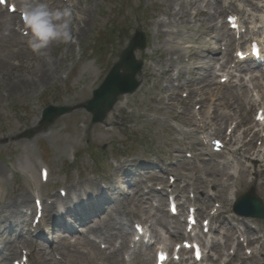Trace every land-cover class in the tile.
Instances as JSON below:
<instances>
[{
    "label": "bare ground",
    "instance_id": "obj_1",
    "mask_svg": "<svg viewBox=\"0 0 264 264\" xmlns=\"http://www.w3.org/2000/svg\"><path fill=\"white\" fill-rule=\"evenodd\" d=\"M86 1L88 6L86 8L81 7L82 2ZM139 4L143 0H133L129 3L128 6H131L133 2ZM249 6L254 10V12H264V5L261 3H257L254 0H247ZM21 5V1L18 2ZM79 7L77 8L80 14V23L84 26L88 22V17L90 15L89 8V0H77ZM215 2L213 0H167V3L164 5H158V3H153L151 7L156 10L155 13L151 14V19L154 20L158 15H164L167 19L158 21L156 24L149 20V25L144 23L145 27L151 28L153 27L156 37L159 41L162 38V28L167 27L171 24H187L192 19H200L204 18L207 23L202 25V30H199L198 33H203L206 37H211L214 40L220 41L223 43V40L217 39L214 35L216 30L217 15L221 16L226 12L236 11L243 12L242 9H234L231 7H224L222 5H216L214 7ZM262 5V6H261ZM176 8H180V12L177 13ZM211 9L215 11V13L211 12ZM217 14V15H216ZM5 15V16H4ZM3 16L6 18H11V16L6 15L0 6V33L2 37H7L10 33L6 30V24L3 23ZM252 23L255 27L252 29V36L255 39L261 33L260 40H258L263 49H264V17L262 16H252ZM75 25H78L77 21H73ZM132 22V21H131ZM133 22L140 23L139 20H135ZM132 24V23H131ZM129 24L127 27H130ZM243 25L245 23H242ZM258 24H263L262 27H257ZM84 28L78 29V35L81 36L83 34ZM167 35V45H171V42L175 37H179L178 34L166 31ZM232 34H229V39L231 40ZM252 40V41H253ZM251 41V42H252ZM201 40L197 42L192 41V43L199 44ZM246 44L244 39L238 47H242ZM225 48L222 53V57H204L195 49L189 53V59L191 63L194 65L192 72H190L191 78L185 77L182 71H177L174 67V57H176L177 61L183 62L184 57L181 55L179 49H172L171 51L163 50L161 48H157L153 50L151 60L154 63V68H148V75L150 77H156V85L154 90V95L152 97L154 101V105L160 111L166 112L170 115H173L175 119H180L182 121L181 124H193L192 120V111L196 109L197 106L199 108V114H195V125L198 128L203 130L212 129L215 125L220 126V130L223 126L233 125L235 124V130L233 131L232 138H230V145L234 146V149L229 151V154L232 155L233 159L226 158L224 161V171L222 174H219L221 170H217L215 176H224V181L228 184H231L229 188L231 196L238 197L240 195L243 188L246 187L247 182L245 176H240L239 178H235L232 174L226 172L229 168H231V164H235L238 167L242 168V162L248 164L253 174L254 178L258 179V176L264 177V138L260 136V132L255 129L254 124L250 123L249 127H247L244 131H242L241 135L238 134V130L246 121L244 118V113L246 112V108L249 107V110H254L259 108L264 111V80L263 78L256 74L250 77V83L254 86V89L251 90L242 76L238 77L236 75L237 72L242 73L243 67L241 66L242 62L236 56L235 59L231 58L230 49L232 47V43L229 42L224 44ZM52 46V45H51ZM2 49V48H0ZM53 50V49H51ZM240 50V48H238ZM237 50V52H238ZM217 50L211 49L209 50V54H216ZM219 51V50H218ZM221 52V51H219ZM23 54V55H22ZM21 56H26L27 60H30V55L26 54L24 51L21 53ZM13 56H11L8 52L4 50H0V63L6 65H10ZM217 65V66H216ZM233 65V66H231ZM216 66V67H215ZM188 71L191 69V65L188 64L186 68ZM222 71V76H220V80L222 78H228V81L224 85L218 84L215 81L216 72ZM188 73V72H187ZM0 75H5L4 72L0 71ZM54 72L51 74L47 71L42 73L38 77L37 82H45L48 84L53 83L54 79L57 78ZM36 78H33V80ZM180 80V81H179ZM17 84H29L26 80H23V77L20 76V80H16ZM180 82L177 90L175 89V84ZM31 86V84H30ZM229 87V88H228ZM188 90L187 100H182L181 98V90ZM151 94V91H148ZM256 93V94H255ZM85 95L86 93L83 92ZM83 94H79L78 98L83 99L85 96ZM258 96L257 98H255ZM124 98V97H123ZM258 99V100H256ZM126 103H123L122 100L119 101L113 111L107 117V124H109L108 128H104L101 126L92 127L90 132L91 144L95 147H100L104 143H106V136L111 134L110 126L115 124V121L119 119L125 120H134L135 117L132 115H125L123 111L125 110ZM179 109L181 111H179ZM126 112V110H125ZM256 114V117L258 115ZM199 115V116H198ZM123 116V117H122ZM199 117V118H198ZM188 118V119H187ZM81 120L85 122V129H87V118L81 115ZM247 122V121H246ZM249 123V122H247ZM258 124V123H257ZM195 132H199L197 129L187 133L188 135H194ZM262 140L263 146L258 148L256 147V140ZM21 160L18 163L20 170L24 173V175L30 179V183L34 188L42 185V172L44 167H37L38 162L29 161L26 157L22 156ZM223 159V157H221ZM132 165V164H131ZM130 164H119L116 166L115 171L120 174L122 177V182L125 184V173H130L128 169L131 167ZM259 167V169H256ZM243 169V168H242ZM244 170V169H243ZM246 173V170L243 171V174ZM117 176V175H116ZM230 179H229V178ZM55 179L50 180L47 183V187L53 184ZM231 182V183H229ZM130 183V181H129ZM255 186H258V181H253ZM105 186L103 188V186ZM254 186V187H255ZM261 188H264V181L260 184ZM108 190H114L123 196L126 204L130 206L129 213H125L122 218L107 216V218H97L92 224L86 225V236H79L76 233H71L67 238L66 237H58L56 241V246L52 247L50 245L49 239L36 237L35 241L31 240L29 242L23 241L20 236H16L14 240L9 242L5 246V250L7 255H15L22 248L29 249L28 256L33 260V264H152L153 259L151 256V251L148 245L144 244L145 237L140 239V241L129 242V237L131 236L130 232L125 231L126 227H122V223L124 221L129 222L130 224H134L135 221L143 224L146 229V237L150 235V239H154L158 241L157 249H160L161 246L167 247L165 238H161L159 232L155 231L152 225V220H150V216L145 213L144 208H141L139 201L135 202L134 197L129 198L128 196L124 197L122 189L118 186V183L113 176L112 178L106 179H93L87 178L80 185H71L70 191L66 193V195H62L63 197L69 196L67 199H62L64 201L63 204L56 206L55 201L50 203V205H46V200L43 201L44 214L42 217V226L33 227L32 231H40L43 232L44 223L48 219L52 220L53 224L47 226L51 227V230H54L58 221L61 217V220L65 218V215L74 219L77 222H85L86 217L84 213L91 212L97 203V199L101 198L103 194ZM152 190V189H150ZM222 194L218 196H211L213 199H220L224 194V190H222ZM264 192V190H263ZM136 198L139 197L138 191H136ZM79 196V197H78ZM60 197V196H58ZM73 197H77V201L73 200ZM57 196L53 199H56ZM40 200V198H35L36 200ZM223 205L217 213L213 216H210L211 222L219 221L221 219L224 220V217L230 212L228 209L229 202L226 198L222 201ZM60 206L63 207V210L60 209ZM25 208L28 210H32L31 206V198L28 199L26 196L20 197L18 200H12L8 203L1 204L0 206V224L2 227L14 224V222L23 223L27 225L30 216L27 215L26 211L23 212ZM141 208V209H140ZM96 212V210H93ZM63 215V216H62ZM218 216V217H217ZM217 217V218H215ZM227 218H225L226 220ZM122 220H124L122 222ZM228 220V219H227ZM237 223L241 224L239 219H234ZM155 221L157 224L161 222L160 218H156ZM51 222V221H50ZM227 222V221H226ZM243 223V222H242ZM222 224V223H221ZM228 224H230L228 222ZM60 224H58V227ZM124 228V229H123ZM236 228V227H235ZM237 230V231H236ZM231 231V235L224 234V247L225 250L229 247L230 238H233L238 232H240L239 239L244 236L246 238V242L248 245H254L255 243L259 244V250L249 251L250 256H245L242 253V244H237V251L233 255H229L224 252L225 257L228 260L223 261L221 264H236L237 261L241 262V264H264V226L261 227L260 230H252L249 226L245 227L243 230ZM130 231V229H128ZM21 233V232H20ZM256 235L254 239H251V234ZM136 236V232L134 233ZM10 235V234H5ZM88 236H93L96 240H100L107 246H109V252L106 249L102 250L99 246V243L93 241V239ZM182 236L178 232H173V237ZM190 237V235H189ZM195 240L202 241L201 236H194ZM36 243L35 246L30 247V243ZM161 242V244H159ZM220 243V241H217ZM133 244V252L131 256L127 257V254L130 253L129 248ZM215 241L210 245L211 248H215ZM47 247V249H46ZM249 247V246H246ZM47 250H51L50 254L53 257L48 258ZM221 253V251H218ZM57 260L55 259L56 256ZM193 260V257H192ZM205 263V261L203 262ZM187 264V261H186ZM220 264V262H218Z\"/></svg>",
    "mask_w": 264,
    "mask_h": 264
},
{
    "label": "rangeland",
    "instance_id": "obj_2",
    "mask_svg": "<svg viewBox=\"0 0 264 264\" xmlns=\"http://www.w3.org/2000/svg\"><path fill=\"white\" fill-rule=\"evenodd\" d=\"M132 1L133 0H90V5L92 7V22H88V27L81 37L77 34V26L73 25V35L75 39L72 43L75 44L76 39L81 42V53L78 46L74 48L71 43L63 45L60 42H56L53 43L52 46L50 45L47 50V55H37L30 47H22L28 43L30 35L24 38L19 37L16 33L12 31L11 33L6 26V30L10 35L4 38L0 36V48H2L0 50L8 52L13 56V59L10 65L5 66V64L0 63V71L5 73L4 79L0 81V167H5L8 171L15 173V178L13 182L4 181L0 183V201L5 202L6 200H12L22 195L21 192L24 190H27L28 193L34 197L35 194L32 191L34 187L31 185L30 180L25 176L19 175V170L16 166L23 152H30V150L35 158H42L46 164L48 163L50 165L52 170L51 178H56V181L60 179L59 175L64 174L69 168L71 170L75 167V165H72V159H74L72 153L73 150H80V160L75 164H78L80 169L86 165L87 167L83 172L88 173L90 177L96 178L98 175H101L103 178L115 174V169L108 165L106 161V156L109 155L110 152L115 151L118 153V159L120 161H123L120 155L123 154L125 156L126 154V161L129 162L134 160L135 163H141L144 167H147L146 170H151V172L139 178L142 182H150L155 177H158L159 179H163L164 183L166 181L164 186H168L172 183L170 181V176L174 174L176 175V179L183 177L185 181L188 180L192 184H195L196 177H191L190 172L198 169V164L200 165L201 162L205 160L208 161L211 156L205 155L204 157H200L202 151L204 152L206 150H191L194 156H198L197 162L193 160L188 161V150H184L183 146L185 145H180V139L188 141V136H186L185 133H177L170 122L175 121L173 119L174 116L158 110L156 106L154 107V104H152L148 96L147 98L141 97V90L136 92L138 93V97L135 102L129 104L131 108H127L126 106L127 114L130 115L132 113L135 119H137L136 124L129 127L130 125H126L128 120H119L113 127L116 134L113 135L111 133L109 136H106L107 144L101 149L98 147H95L94 150L86 148L89 144H87V140H89L90 137L87 136L88 133H85L82 126L78 125L77 120L81 119L80 114L88 116L90 122L91 117L82 107L72 114L61 118L55 125L48 129L37 126L41 110L49 104L56 106L85 105L88 99L91 98L94 88L100 81H103L111 66L119 60L135 31L144 32L148 40V51L145 54L146 65L148 54H150V48L163 47V49L171 51L170 48L174 46L169 47L163 42L160 44L157 43L153 27L143 29L133 22L134 18H137L139 22H146V25H149V20H152L151 13L153 12L151 5L162 0H144L142 6L137 5L134 1L131 6H128ZM47 2L51 7L56 8L58 4L62 2L71 3L72 0H47ZM233 2L235 7H241L240 9L244 8L248 12L252 11L245 0H234ZM100 7L103 10L102 13H100ZM121 9L123 12L118 16V12ZM73 12L77 14V11L73 10ZM226 17L227 15L223 16L219 21L226 22ZM76 18L77 16L73 17V19ZM159 19H165V17L160 15L158 16V20ZM206 20L204 19L205 23H207ZM152 22L154 23L155 19L152 20ZM193 23L194 22L189 25L192 26ZM129 24H131V26L127 27ZM80 27H83V25H80ZM169 30H173L177 33L176 26H169L163 29L164 33ZM225 30L227 31V29ZM178 32L183 33V36L187 37V31L182 26ZM222 35H224L223 30L217 27L213 36L219 39ZM197 36L198 35L193 34L191 38L195 40L194 38ZM90 37H92V40ZM126 37H128V40L125 41ZM165 38H163V40H165ZM202 38L203 36L201 37L202 46L200 54L204 57L212 58V55L204 51L207 47L205 45L203 46L204 39ZM175 43V46L183 44V46H181L183 54H188L187 46L182 39H176ZM95 44L98 47L96 51L94 50ZM212 45L213 48L218 50V41L215 40ZM68 50L75 51V55L73 58L69 56L68 59L65 60L64 57H66ZM23 51L30 55V60H27L26 56H21ZM136 57L139 59L137 53ZM87 58L88 61H85ZM151 63V61L148 62V64ZM18 65H20L21 68H17ZM177 66L180 67L178 64ZM49 68H52L53 71H57L54 73L57 77L53 80L54 82L51 84L41 82L35 85L33 82V78H36L34 80L37 81L35 75L37 74L40 76L46 70L48 71ZM20 76L23 77V80H28L27 82H29V84H17L16 80H20ZM140 79L143 86H150L155 83L153 77L145 75V69L144 75H142ZM55 80L57 82H55ZM83 92L86 94L84 95ZM79 94H83L85 97L79 99ZM135 94L126 96L128 99H131ZM138 101L139 103H137ZM252 116L253 113L249 115V118L252 119ZM156 121L159 123H155ZM95 125L105 126V122ZM95 125H90V130L93 126L95 127ZM192 129L195 128L186 127L184 131L190 132ZM30 131L34 133L33 138H23V136H27ZM224 131H226V129ZM181 135H183L182 138L178 139ZM196 137H198V134ZM180 150H184L185 153L180 154ZM66 155L68 156L65 157ZM182 161L186 165L183 164ZM202 166L204 170L198 175L199 180L196 185H190V187L184 190V194L187 197H189L190 192L195 191L196 187L200 188L201 192H207V189L202 185V174L204 171L206 173L208 169L205 170L207 168L205 164H202ZM150 173L152 174L150 175ZM63 179L64 178H62L61 181ZM217 181H219L218 184H220V179ZM176 184H179V187L183 186L182 183ZM52 186H50L48 189L49 191H47L45 197L47 200L51 194L57 192L58 186H55L54 189L50 191ZM156 187L158 186H155V188ZM136 190L137 182L133 180L124 188L125 192H131V194H129L130 196L134 194ZM256 191L258 190L256 189ZM38 192L40 193V189ZM258 193L261 198H264L262 192L258 191ZM165 197L166 199L164 200L161 194H158L156 199H152V196H149L146 198L147 204H141L146 207L144 208L146 210L149 204L154 201L158 202L159 207L154 210V212L162 215L166 222L177 226L178 224H175L166 214V212H168V198L167 196ZM209 200H211V198L206 199L205 196H201V204H199L200 210L207 205ZM115 203L117 202H114L109 207H112ZM209 205L213 206L214 203L211 202ZM210 210L211 208L207 210V214L200 217V221L207 218ZM251 221L255 226L256 223H261L255 219H251ZM213 227L216 228V224H214ZM76 228L81 231L78 232V235L85 233L84 226L77 225ZM127 228H130V226ZM157 228L166 235L167 231L163 226L157 225ZM56 234H52V238L55 239ZM8 240L9 238L2 240V236L0 235V264H8L4 249L5 244L9 242ZM172 241L173 246L178 242L176 239ZM221 249L222 248L219 247V250ZM214 254H217V252Z\"/></svg>",
    "mask_w": 264,
    "mask_h": 264
},
{
    "label": "clouds",
    "instance_id": "obj_3",
    "mask_svg": "<svg viewBox=\"0 0 264 264\" xmlns=\"http://www.w3.org/2000/svg\"><path fill=\"white\" fill-rule=\"evenodd\" d=\"M20 10L30 33L28 45L35 54L47 55L53 43L74 41L71 7L53 8L47 0H21Z\"/></svg>",
    "mask_w": 264,
    "mask_h": 264
},
{
    "label": "water",
    "instance_id": "obj_4",
    "mask_svg": "<svg viewBox=\"0 0 264 264\" xmlns=\"http://www.w3.org/2000/svg\"><path fill=\"white\" fill-rule=\"evenodd\" d=\"M117 72L118 71H115L113 74H112V76H111V78L110 79H113L114 77H116L117 76ZM134 73H135V70H134ZM133 73V74H134ZM123 91V89L122 88H118V89H116V90H109L107 87L99 94V97H102V96H110L113 100L116 98V96L119 94V93H121ZM98 110H100V109H102V107L101 106H98V108H97ZM55 112L57 111V110H54ZM53 111V112H54ZM259 210V208L257 209V211ZM256 212V211H255ZM255 212H251V215L252 216H257L256 215V213Z\"/></svg>",
    "mask_w": 264,
    "mask_h": 264
},
{
    "label": "snow or ice",
    "instance_id": "obj_5",
    "mask_svg": "<svg viewBox=\"0 0 264 264\" xmlns=\"http://www.w3.org/2000/svg\"><path fill=\"white\" fill-rule=\"evenodd\" d=\"M3 2V0H0V3H2Z\"/></svg>",
    "mask_w": 264,
    "mask_h": 264
}]
</instances>
